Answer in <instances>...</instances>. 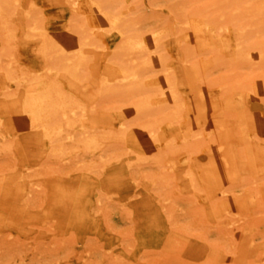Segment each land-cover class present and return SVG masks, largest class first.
<instances>
[{
	"label": "rangeland",
	"instance_id": "obj_1",
	"mask_svg": "<svg viewBox=\"0 0 264 264\" xmlns=\"http://www.w3.org/2000/svg\"><path fill=\"white\" fill-rule=\"evenodd\" d=\"M114 1L121 19L135 16L140 29L152 28L162 35L161 47L167 52L170 43L180 52L183 46L192 47L205 38L214 43L210 46L219 56L225 55L220 39L223 31H215V24L207 22L216 15L212 6L215 0ZM85 2L0 0V264H264V207L257 202L264 197V169L249 165L254 160L250 157L256 152L255 146L264 147V138L254 125L261 118L256 109L249 110L248 104L236 100L240 97L232 99V94H238L235 90L221 96L215 113H223L233 160L247 167L237 170L238 177L229 175L224 165L215 161V154L221 158L222 152L214 151L213 146H218L224 130L214 120V140H208L204 131V141H199L189 157L184 149H177L181 138L176 134L183 132L185 125L198 121L204 128L209 124L205 119L215 115H210L205 101L190 85L187 97L191 102L186 105L192 110H183L175 122L163 120L156 130L162 142L168 137L175 147L169 150V146L158 148L154 144V149L148 151L161 156L160 163L152 161L151 155L145 154L147 150L141 152L124 142V135L116 132L117 126L107 121L116 110L103 106L105 102L97 96L95 87L106 62L99 55L112 51L118 41L117 32L97 29L93 36L97 47L85 46L90 49L84 53L87 59L79 78L50 68L41 50L38 18L46 35H59L74 7L82 9ZM241 4L263 7L264 0H243ZM261 10L256 19H264V7ZM193 15L204 22L200 38L186 28V19ZM260 26L264 43V22ZM169 52L167 63L172 64L174 52ZM249 52L253 57L258 50ZM181 66L192 68L188 62ZM245 67L248 65L243 64L242 70ZM217 72L212 68L211 77ZM194 83L202 85L200 81ZM58 89L67 96L61 100L84 106L81 119L86 140H98L103 156L114 155L103 168L88 156L97 149H59L57 143L53 147L37 133L39 116L45 117L37 104L39 97L49 92L55 99ZM121 109L127 110V105ZM133 128L130 125L129 130ZM240 151L245 155L238 156ZM137 152L143 156L140 164L135 169L122 167L125 159L135 163ZM179 157L183 159L180 163ZM210 160L216 164H205ZM188 162L198 177L196 189L183 172ZM112 166L122 168L121 177L104 182ZM204 178L212 179L210 191L203 186ZM32 180L38 186L28 192ZM17 186L26 193L22 199L15 194ZM219 188L223 190L215 199L219 208L213 213L206 197Z\"/></svg>",
	"mask_w": 264,
	"mask_h": 264
},
{
	"label": "bare ground",
	"instance_id": "obj_2",
	"mask_svg": "<svg viewBox=\"0 0 264 264\" xmlns=\"http://www.w3.org/2000/svg\"><path fill=\"white\" fill-rule=\"evenodd\" d=\"M242 1L215 0L212 4L216 15L207 19V22L215 24L213 25L215 31H223V35L220 36L226 49L223 56H219L218 52L210 46H213L214 43L205 38H200L201 32L204 31V22L199 15H193L186 19V28L194 33L196 38L200 39L192 47L183 46L180 52L177 51L174 43H170L168 49L174 52L171 53L175 61L168 64L167 60L171 55L169 51L167 52L161 47L162 35L154 32L152 28L140 29V24L135 21V16H130L126 20L121 19L120 11L115 9L114 0H106L105 2L86 0L85 4L80 6L82 9L75 6L72 10V16L59 35L56 33L46 35L42 30L41 20L38 18V34L41 35L42 41L41 50L52 65L50 68L64 70L70 76L79 78L82 75L80 70L87 59L84 53L90 49H86L85 46L97 47L93 40L97 29L100 28L107 32L116 31L118 41L112 45V51L99 55L106 62L103 74L95 88L98 98L105 102L103 106L116 110L115 116L109 117L107 120L110 125L112 127L117 126L116 132L124 135L123 140L126 144H132L141 152L147 150L145 152L147 156L151 155L148 150L154 149V144H157L158 148L169 146L167 147L169 150L175 147L173 142L167 141L168 137L163 141L165 142L163 144L156 130L163 120L175 122L181 117L183 110L187 113L192 110L186 105V102H191L187 97L190 90L189 85L200 95L201 101H205L207 110L212 113L210 115L218 112L220 98L224 93L238 91V94H232V99L240 97L236 100L248 104L246 106L249 110L251 108L256 109L255 111L261 120L254 121L255 129L264 138V65H262L264 43L260 35V25L264 19H256V14L262 13L261 9L264 6L248 7L242 5ZM222 16L224 19L221 21L218 18ZM34 24L37 27V23ZM146 31H148V35L145 33ZM251 49L258 50V53L253 57L249 52ZM182 62L190 63L192 68L186 70L181 66ZM243 64L248 65L245 70H242ZM212 68H216L218 71L214 77L210 75ZM195 81H200L204 87L202 85L196 86ZM15 85H18V81L15 82ZM9 94L7 93L6 96ZM65 96L60 89L56 90L55 99L49 92H43L40 95L37 104L45 112V117L39 116L38 126L40 130L37 133H41L53 147L55 146L54 142L57 143L56 147L59 149L62 147L65 149V146H72L81 152H87L89 148L97 149L96 153L91 152L88 156L93 162L98 160V167L103 168L114 155H111V158L107 157L106 154L103 156L98 140L95 138L86 140L83 134L86 131L85 123L81 119L84 115V106L61 100L65 99ZM71 99L73 100V98ZM222 102L224 103V100ZM124 105H127L128 109L123 111L121 108ZM222 115L223 113L210 116L211 118L208 116L205 122L209 124L207 123L208 125H205L204 128L201 127L200 122L192 121L193 123H191L190 121L188 125L182 128V130L185 128L183 132L176 134L178 138H181V145L177 149H184L185 155L189 157V154L197 149L200 142L204 141L202 138L204 131H206L208 140H214L217 134H213L211 131L213 125L217 124L223 128L224 134L221 136L218 146H213L214 151L222 152L221 158H217L215 154L217 159L215 161L224 165V169L228 170L229 175L234 176V174H238L237 170L242 171L247 167L243 168V162L233 160V145H227L228 140L225 133L227 126L221 117ZM46 117L48 120L45 121ZM213 120L216 123L213 124ZM96 121L98 119H94V122ZM130 125H134L132 130H129ZM207 128L209 129L208 132ZM255 148V154L250 157L251 160L254 159L253 163L249 165L264 169V147L258 145ZM136 154L135 163L125 159V166H121H133L135 169L143 159L140 152ZM239 155L242 157L245 153L240 151ZM158 156H161V153L157 156L156 154L151 155V160L160 163ZM178 160L179 163L183 161L181 157ZM213 163L215 162L210 160L205 164L212 166ZM187 164L183 172L187 176L189 185L196 189L199 183L198 177L189 168L190 163ZM192 166L196 167L195 165ZM213 167L217 166L214 165ZM122 172L121 167H110L104 182L120 179ZM203 180V186L210 191L213 187L210 183L212 179L204 178ZM29 182L28 192H32L33 186H38V183L35 180ZM222 191L219 188L206 197L208 208L213 213L219 208L215 199L221 197L219 193ZM15 192H17L15 194L19 199L24 198V194H26L22 192V186H17ZM257 193L258 190H255L254 194ZM257 200L258 206L264 207V197L260 196ZM145 203L148 204V201L146 200Z\"/></svg>",
	"mask_w": 264,
	"mask_h": 264
}]
</instances>
